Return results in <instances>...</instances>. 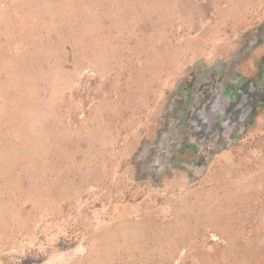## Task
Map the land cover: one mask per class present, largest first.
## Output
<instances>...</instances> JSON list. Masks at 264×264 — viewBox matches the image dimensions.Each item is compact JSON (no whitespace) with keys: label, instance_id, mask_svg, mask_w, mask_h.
<instances>
[{"label":"rangeland","instance_id":"374dc122","mask_svg":"<svg viewBox=\"0 0 264 264\" xmlns=\"http://www.w3.org/2000/svg\"><path fill=\"white\" fill-rule=\"evenodd\" d=\"M0 264H264V0H0Z\"/></svg>","mask_w":264,"mask_h":264}]
</instances>
